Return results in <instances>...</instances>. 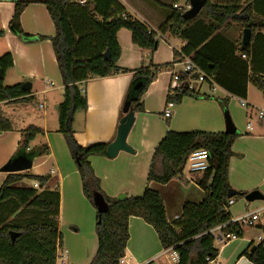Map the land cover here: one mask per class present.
Segmentation results:
<instances>
[{"label": "trees", "instance_id": "obj_1", "mask_svg": "<svg viewBox=\"0 0 264 264\" xmlns=\"http://www.w3.org/2000/svg\"><path fill=\"white\" fill-rule=\"evenodd\" d=\"M32 2L45 4L55 25V34L49 39L64 86L63 101L59 105L58 131L67 140L77 163L84 195L94 205L93 194L100 192L109 204L107 212H97L98 248L89 264H119L130 238L131 216L140 217L151 225L163 248H175L180 257L178 264H209L208 257L215 260L219 250L214 247V239L208 231L231 218L230 212L225 211L231 199L227 194L232 188L229 180L230 160L234 155L233 144L241 134L199 130L167 132L155 148L148 183L167 184L179 177L189 154L200 148L208 150L210 164L198 181L206 193L204 199L200 202L186 201L182 206V214L172 222L167 220L163 197L149 184L142 195L129 196L124 200L107 196L89 158L95 155L107 156L108 144L84 147L77 142L72 129L76 112L87 109V98L80 83L128 72L117 66L122 52L118 32L123 28L131 31L134 44L150 50L142 66L133 71V83L126 94V100L132 101L135 112L144 111L141 103L143 94L161 71L173 68V63L157 66L152 62L153 53L159 44L158 33L129 14L119 0H85L82 4L78 0H18L14 3L9 29L23 41L45 39L34 37L22 27L21 14ZM241 2L206 0L203 11L212 21L211 24L198 16L184 19L183 9L175 7L178 10H175L161 31L187 42L181 53L174 52L175 62L188 57L217 86L232 96L246 99L249 83L264 91V57L260 63L256 58V52L264 50V42L258 38L260 40L255 46L252 44L254 34L264 30V20L260 19L264 16V0ZM243 27H249L252 31L247 45L243 44L242 38L236 37ZM3 33L0 30V35ZM257 35L262 34L258 32ZM108 50L111 60L105 57ZM12 66L11 53L0 56V70L5 71ZM179 73L184 79L186 73ZM139 81L143 82L142 87L134 90V85ZM30 92L24 91L22 84L5 87L0 79V102L25 100L30 97ZM186 95L200 96L193 89H186L172 99L180 103ZM12 130V121L0 114V132ZM41 132L43 130L36 126L23 130L16 155L34 157L36 154H48L49 149L45 145L43 151L38 153L26 152ZM49 179L48 176L30 171L6 174L0 186V264H57L58 248L62 240L58 227L60 193L57 190L39 191L34 186L19 185L25 180H31L44 186ZM241 197L237 195L232 198L236 200ZM229 229L241 235L243 233L237 227L230 226ZM13 232L17 233L14 241L11 236ZM242 256L255 264H264V243L257 245L252 241Z\"/></svg>", "mask_w": 264, "mask_h": 264}, {"label": "crops", "instance_id": "obj_2", "mask_svg": "<svg viewBox=\"0 0 264 264\" xmlns=\"http://www.w3.org/2000/svg\"><path fill=\"white\" fill-rule=\"evenodd\" d=\"M16 1L18 0H0V30L4 31L0 38L4 40L5 44L2 55L11 53L13 66L9 68H17L20 77L41 81L47 86L45 89L34 92V83L30 82L32 84L30 97H36L40 93L46 94L54 90V87H52L55 85L53 80L59 79L61 83L58 88H60V96L63 98L62 77L52 42L49 39L55 34V25L48 9L41 2H32L24 9L21 14V24L24 31L34 37H45L40 41L26 42L15 36L9 29ZM119 1L124 4L129 14L158 33L159 44L157 50L153 53L152 62L157 66L173 63V68L161 71L141 98L144 111H136V120L127 138V143L134 149V153L121 151L115 158L95 155L91 156L89 160L96 176L100 179V186L107 196L117 198L122 193L126 194L127 197L142 195L149 184L152 189L157 190L163 197L167 220L172 222L175 217L182 214V206L186 201L200 202L204 199L206 193L198 184L203 173L191 175L194 181L192 184L196 188L194 194H191L190 191L185 192L189 182L184 176L176 177L167 184L148 183V174L155 148L168 131L226 132V119L222 118L223 105L229 102L230 97L236 96L230 95L220 86H212L208 82L198 81L195 73H186L185 81L191 83L194 92L200 96H184L180 103H176L172 116L165 118L163 112L168 101V89L172 76L174 73L183 71L181 65L184 64L185 66V59H188V57L175 62L174 52L181 53L187 42L180 37L171 35L169 32L164 33L161 29L175 10H178L175 8V4L179 7L181 4L178 3L179 0ZM210 1L215 2L216 0ZM241 1L244 4L246 0ZM199 14L197 15L198 18L204 19L209 24L212 23L205 14L201 17ZM260 19L264 20V16ZM244 28L236 35L237 38H242V41ZM258 32L262 35H257ZM258 32L256 35L254 34L253 46L260 39L264 42V30ZM118 41L122 52L117 66L121 70H128V72H120L103 78H93L80 83L81 89L87 98V109L82 111L83 115H80V118H78L79 113L75 114L72 129L77 142L84 147L99 143L109 144L115 139L120 119L124 116L123 106L126 101V94L133 83V71L142 66L144 57L150 55L149 49H142L133 43L132 33L126 28L118 32ZM145 61L148 62V59ZM23 81L20 83H25V80ZM246 99H248V94ZM0 103H6V101ZM43 108H46V106ZM247 113L249 115V112ZM12 125V131L0 133V167L10 157L19 152L18 145L22 139V133L15 131L16 128L13 122ZM41 129L47 142L36 148L29 147L26 152L38 153L43 151L45 145L48 147L49 153L41 156L36 154L33 157V166L28 171L36 175L48 176L50 179L44 186L36 181L25 180L24 182H28L25 183L26 186H34L39 191L57 190L60 193L58 227L62 240L58 253L67 251L66 261L69 259V262L77 261L81 264H89L98 248V238L95 230L97 209H94V205L92 206L84 195L78 167L74 165V158L70 153V149L64 143V135L58 131L59 124L56 129L48 130V122L45 119L44 126ZM252 129L247 128L248 131H252ZM52 137L56 138L55 141ZM245 137L246 139H240V143L254 139L250 135ZM240 138H244L242 133ZM237 144H233V150L243 152L248 149L247 147L237 149ZM245 160L246 157L244 156L242 161ZM238 164L236 160H230L229 180L231 187L246 193L258 189L264 181V167L258 169L259 176L256 178L252 176L255 175V172L249 170L245 165H241L240 169H237L236 165ZM45 165H48L49 168L43 170ZM5 177L6 174L0 172V186ZM66 194L69 208L72 209L69 211L71 215L79 216V210L74 209V200L76 198L80 199L82 207L86 209V227L81 225L80 222H76L78 218L72 217L69 221L65 220ZM244 211L245 205L243 202L237 201L230 209V214L231 216H238ZM67 225L71 226V230L75 234L68 230L66 233H69L70 236H63L62 231ZM84 228L89 231V234L85 237L86 245L90 244L93 250L87 248L88 246L82 247L80 244L77 253L74 247L79 245L82 236L85 234ZM257 231L255 229H245L239 239L216 247L219 254L214 263L255 264L246 256H242V253L250 246L251 240H254L259 234V231ZM129 233L130 238L125 256L131 264H170L171 259L165 252L166 249L163 248L157 232L142 218L137 216L129 218ZM94 236L96 238L92 240ZM70 239L75 242H68Z\"/></svg>", "mask_w": 264, "mask_h": 264}, {"label": "rangeland", "instance_id": "obj_3", "mask_svg": "<svg viewBox=\"0 0 264 264\" xmlns=\"http://www.w3.org/2000/svg\"><path fill=\"white\" fill-rule=\"evenodd\" d=\"M178 3L181 4V6L178 9H184L186 5L190 4V2H187V0H179ZM202 15H204L203 10L199 14V16L201 17ZM4 50H5L4 40H1L0 38V55L3 54ZM263 51L256 52V58L258 60V63L263 61V57H264ZM181 68L182 70H184L185 68L184 64L181 65ZM23 80H25V82L34 83V88H33L34 92L36 90L37 91L42 90L47 87L41 81H34V79L28 80L27 78L20 77L19 71L17 70V68L6 69L4 71V79L2 80V83H3V86L10 87V86H14L17 84H21L20 82H24ZM53 81L55 83V85L52 86L54 87V90L46 94L40 93L36 95V97H27L25 100H20L17 102L0 103V114L12 120L16 128L15 131L22 133L23 130L28 129L30 126H36L38 128H43L45 119L48 122V130H54L57 128L59 124V105H60V102L63 100V98L60 96L61 90L60 88H58L61 83L60 80L54 79ZM242 100H247L249 105L247 107H243L241 105ZM42 103L45 104L46 108L40 107V104ZM261 110H264V92L259 90L253 83H250L249 91H248V99L230 97L229 102L223 105V112H222V118H225V119H226V112H229V114L232 117V120L234 121L236 127L238 128L239 133L240 134L242 133L244 135V138H240V136L236 138L234 143L235 145L238 143L237 149L245 148V147L248 148L246 151H243V152L238 151V150H233L234 155L231 158L232 161L236 160V163H239L238 165H236L237 169H240L241 165H245L249 170H251L252 172H255V175H252V176L256 178L259 176L258 169H261L264 167V118L259 119L257 117V113H259ZM247 112H249V115ZM77 114L79 115L78 118H80V115H83L82 110L76 112V115ZM249 123L252 124V128H253L252 131L247 130V126ZM247 132L249 134H246ZM246 135L253 136L254 139L253 140L250 139V141H246L245 143H240V139H246L245 137ZM52 138H53V141H55L56 138L55 137H52ZM46 142H47L46 137L44 136L43 132H41L30 143V147L36 148L40 144L46 143ZM64 143H66V145L69 147L66 139H64ZM244 156L246 157V160L242 161V158ZM73 163L77 167V163L75 160H73ZM47 168H49L48 165H45L43 167V170H46ZM25 183H28V182H22L19 185L26 186L27 184ZM185 189H186L185 192L190 191L191 194H194L196 191V188H194L193 184L190 182L187 184V187ZM258 189L264 194V181L263 183H261ZM237 201L243 202L244 205L250 203L252 207H256L257 205H260L262 202V200H255V201L250 202V201H247L243 197L236 199V202ZM90 203L92 204L91 201ZM93 207L96 210L95 206ZM74 209L79 210L78 211L79 216L69 214V211H71L72 209L69 208L68 196L66 194L65 220L69 221L72 217H75V218H78L76 222L78 223L80 222L81 225L86 227L87 225V220L85 218L86 209L82 207V203L80 199L78 198L74 200ZM20 217L22 218L23 216L20 214ZM96 223H97V220L95 222V226H96ZM68 230L71 233L75 234L74 231L71 230V226L67 225V227H65L62 231L63 236L64 235L70 236L69 233H66ZM95 230H96V227H95ZM84 232L85 234L82 236L79 245L78 246L75 245L74 247L77 253L79 252L80 244L82 247L88 246L87 248H90L91 251L93 250L92 246L90 244L86 245V242H85V237L89 234L88 229L84 228ZM95 238L96 237L94 236L92 240H95ZM68 242H75V241L70 239V241ZM65 264H81V263L77 261L69 262V259H68V261H66ZM170 264H173V263L170 261ZM213 264H216V263H213Z\"/></svg>", "mask_w": 264, "mask_h": 264}, {"label": "built area", "instance_id": "obj_4", "mask_svg": "<svg viewBox=\"0 0 264 264\" xmlns=\"http://www.w3.org/2000/svg\"><path fill=\"white\" fill-rule=\"evenodd\" d=\"M81 4L85 2V0H78ZM175 7L179 8L177 4ZM191 5L188 4L185 6L183 11H187L190 9ZM246 58V55H243ZM183 72L187 74L195 73L197 75V80L201 82H208L212 86H215L213 79L208 76L206 73L201 71L198 67L195 66L188 58L186 59L185 68ZM193 85L185 79L182 78L180 73H174L172 76V80L170 82V87L168 89V101L166 103L163 115L165 118H169L172 116L173 109L176 105V102L172 99L174 96L181 94L186 89H192ZM241 105L243 107L248 106V102L246 100L241 101ZM40 107H45V104L42 103ZM257 117L259 119L264 118V110H261L257 113ZM247 128L251 129L252 124H248ZM209 152L205 148H200L197 150L192 151L183 167L182 173L180 176H184L188 182H194L191 178V175L196 173H204L209 168ZM54 172V171H53ZM236 203V200L231 198L228 200L227 205L225 206V211L230 212L231 207ZM180 216L175 217V220L178 219ZM230 226L237 227L238 229L245 230V229H255L259 231V234L255 237L253 241L254 244H261L264 243V199L262 200L260 205L256 207H252L249 204L245 205V211L238 215V216H231L230 220L227 222L220 224L211 230L208 231L214 239V247H218L219 245H224L230 241L237 240L241 237V234H238L229 229ZM168 257L171 259L173 264H178L180 257L178 252L175 250L174 247H170L165 251ZM67 259V251L60 252L57 255V264H65ZM209 264H213L215 260L207 258ZM119 264H131L127 257L124 255L120 258Z\"/></svg>", "mask_w": 264, "mask_h": 264}, {"label": "water", "instance_id": "obj_5", "mask_svg": "<svg viewBox=\"0 0 264 264\" xmlns=\"http://www.w3.org/2000/svg\"><path fill=\"white\" fill-rule=\"evenodd\" d=\"M77 1V0H74ZM190 2V9L184 12L183 17L184 19H193L195 18L201 10L204 8V5L206 3V0H189ZM252 31L251 28L247 27L243 31V44L247 45L249 40L251 39ZM105 57L108 60H111V54L108 50L105 53ZM0 79H4V71L0 70ZM143 85L142 81L137 82L133 89L139 90ZM32 87V84L30 82H25L22 84V89L24 91L30 90ZM123 113L124 116L120 119V123L117 129V134L115 139L108 144L106 149V154L110 158H115L121 151H125L128 153H134V149L127 143L128 135L135 123L136 117H135V110L132 106L131 100H126L123 106ZM226 132L229 134H238L239 131L237 127L234 124V121L232 120L231 115L229 112H226ZM2 133V132H0ZM33 166V157L28 156L27 154H18L12 158H10L4 165L0 167V172L4 174L9 173H18V172H24L28 171ZM228 197L232 198L237 195H241L244 197L247 201H255V200H263L264 194L259 189H254L252 191H249L247 193L238 191L234 188H230L228 190ZM127 198V195L122 193L118 195V200H124ZM93 203L97 209V212L100 214L105 213L109 210V204L106 201L105 197L100 192H95L93 194ZM12 240L14 241L17 237V233L13 232L11 233Z\"/></svg>", "mask_w": 264, "mask_h": 264}]
</instances>
